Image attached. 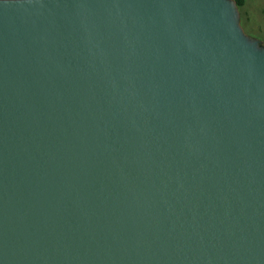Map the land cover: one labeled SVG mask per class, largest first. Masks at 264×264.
Segmentation results:
<instances>
[{
    "label": "water",
    "instance_id": "obj_1",
    "mask_svg": "<svg viewBox=\"0 0 264 264\" xmlns=\"http://www.w3.org/2000/svg\"><path fill=\"white\" fill-rule=\"evenodd\" d=\"M0 264H264L237 0H0Z\"/></svg>",
    "mask_w": 264,
    "mask_h": 264
},
{
    "label": "rangeland",
    "instance_id": "obj_2",
    "mask_svg": "<svg viewBox=\"0 0 264 264\" xmlns=\"http://www.w3.org/2000/svg\"><path fill=\"white\" fill-rule=\"evenodd\" d=\"M240 11L244 30L264 41V0H246Z\"/></svg>",
    "mask_w": 264,
    "mask_h": 264
},
{
    "label": "trees",
    "instance_id": "obj_3",
    "mask_svg": "<svg viewBox=\"0 0 264 264\" xmlns=\"http://www.w3.org/2000/svg\"><path fill=\"white\" fill-rule=\"evenodd\" d=\"M237 2L239 4V6L241 7L245 4L246 0H237Z\"/></svg>",
    "mask_w": 264,
    "mask_h": 264
}]
</instances>
